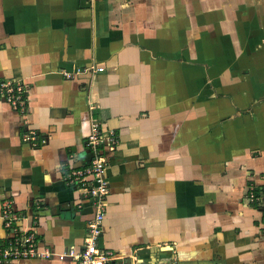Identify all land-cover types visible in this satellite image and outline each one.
Wrapping results in <instances>:
<instances>
[{
	"label": "crops",
	"instance_id": "1",
	"mask_svg": "<svg viewBox=\"0 0 264 264\" xmlns=\"http://www.w3.org/2000/svg\"><path fill=\"white\" fill-rule=\"evenodd\" d=\"M2 79L26 107L0 98V213L51 255L0 264H76L63 254L92 208L63 176L90 161L91 117L119 137L99 246L125 264H264L246 198L264 185V0H0Z\"/></svg>",
	"mask_w": 264,
	"mask_h": 264
},
{
	"label": "built area",
	"instance_id": "2",
	"mask_svg": "<svg viewBox=\"0 0 264 264\" xmlns=\"http://www.w3.org/2000/svg\"><path fill=\"white\" fill-rule=\"evenodd\" d=\"M89 68L93 71L102 70V67L91 66ZM0 98L14 110L21 112L25 110V87L19 80H0ZM21 140L31 145L44 141L42 136L29 129H25L22 132ZM118 144L119 137L117 133L114 130H102L100 120L96 117H91L89 120V134L85 139V145L91 152L90 161L86 166L73 168L63 176L64 183L87 199L92 208V217L85 226L86 236L83 239V244L78 250L70 247L63 254L74 259L76 264H125L122 257L110 249L99 246L98 242L107 206L106 197L109 194V182L105 174V156L114 152ZM246 198L249 205L255 206L264 214V185L257 187L254 184H250ZM0 217L3 228L9 236L6 238L5 246L0 248V261L50 257L51 253L49 251H39L37 249V239L32 228L19 227L20 217L12 210L9 204L2 206ZM136 260L137 258L133 256L130 264H136Z\"/></svg>",
	"mask_w": 264,
	"mask_h": 264
},
{
	"label": "trees",
	"instance_id": "3",
	"mask_svg": "<svg viewBox=\"0 0 264 264\" xmlns=\"http://www.w3.org/2000/svg\"><path fill=\"white\" fill-rule=\"evenodd\" d=\"M264 216V215H263Z\"/></svg>",
	"mask_w": 264,
	"mask_h": 264
}]
</instances>
